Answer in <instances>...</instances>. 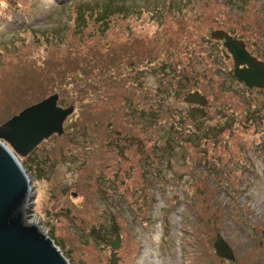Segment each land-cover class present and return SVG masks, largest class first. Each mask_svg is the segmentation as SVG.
Returning a JSON list of instances; mask_svg holds the SVG:
<instances>
[{
	"label": "rangeland",
	"instance_id": "rangeland-1",
	"mask_svg": "<svg viewBox=\"0 0 264 264\" xmlns=\"http://www.w3.org/2000/svg\"><path fill=\"white\" fill-rule=\"evenodd\" d=\"M100 1L0 0V123L54 92L73 105L61 134L18 157L26 220L69 264H264V87L238 81L210 37L227 31L264 61V0H115L103 32ZM194 90L205 106L183 101ZM104 140L100 176L85 141Z\"/></svg>",
	"mask_w": 264,
	"mask_h": 264
},
{
	"label": "water",
	"instance_id": "water-1",
	"mask_svg": "<svg viewBox=\"0 0 264 264\" xmlns=\"http://www.w3.org/2000/svg\"><path fill=\"white\" fill-rule=\"evenodd\" d=\"M221 40L233 60V75L248 88L264 87V61L246 50L242 40L227 31L217 29L210 33ZM54 92L28 105L0 123V264H69L48 232L40 225L26 220L31 206L33 187L18 157L26 156L43 139L63 132V122L73 111V105L58 104ZM183 101L205 106L206 97L194 90ZM264 241V231L262 232ZM120 235L109 241L116 249ZM213 247L218 257L233 261L234 254L221 233H217Z\"/></svg>",
	"mask_w": 264,
	"mask_h": 264
},
{
	"label": "trees",
	"instance_id": "trees-1",
	"mask_svg": "<svg viewBox=\"0 0 264 264\" xmlns=\"http://www.w3.org/2000/svg\"><path fill=\"white\" fill-rule=\"evenodd\" d=\"M115 0H101L100 2H95L94 4H95V9H96V11H95V13H96V17H97V20H99L100 22L98 23V25L99 24H101V26L102 27H99V26H97V28H98V30H99V32H103V31H105L106 29H107V26L109 25L108 23H110V20H111V18L112 17H114L115 16V14L116 13H119L120 12V10H122V9H124V8H122V4H117V3H115L114 2ZM102 7V10L100 9ZM85 9V7H83V8H81V10H84ZM112 13H114V14H112ZM84 14H82V16H83ZM85 17H86V15L84 16V17H81V16H79V18L80 19H82L81 20V24H84V21H85ZM107 24V25H106ZM183 77H185L184 75H182V77L181 78H179V80H183ZM183 81H185V80H183ZM177 83H178V79H176V81H174V88L176 89V91H179L178 90V88H176V86H177ZM180 85H182V81H181V84H179V86ZM168 86H170V84H168ZM164 90H165V88H164ZM115 95H116V97L118 98V96L119 97H121V95H120V92H116L115 93ZM124 99V98H123ZM125 101V100H124ZM130 101V100H129ZM129 110H134L133 108L131 109H129ZM254 111H255V113H254V116L253 117H251L250 115H252V114H250V112H249V114H248V116H247V120L248 121H253V120H255V116L258 114V113H260L259 111H256L255 109H253ZM142 116V115H141ZM11 117V116H10ZM9 117V118H10ZM8 119V118H7ZM6 119V120H7ZM4 122V121H3ZM2 123V122H1ZM44 140V139H43ZM86 142V144L88 143V148H86V151H87V153L84 155V156H86L87 155V159L85 160V164H87L88 163V165L90 164V166L89 167H91V165H92V167H93V160H90L92 157H93V159H94V157H98V159L101 161V164H100V166H98V172H97V175H100V176H102L103 175V172L105 171L104 169H107V165L108 164H106V162H105V159H102V154H104V152H105V149H106V147H105V145H106V142H105V140L104 141H101L99 144H97L96 146H93V145H91V143H90V141H85ZM93 153V154H92ZM147 155H150V154H147ZM22 157V156H21ZM115 166H116V170H115V172L117 173V172H120L119 171V168H120V166H118V163L117 164H114ZM110 227V226H109ZM111 231H113L114 232V235H116V234H118V230L115 228V226H111L110 228H109ZM49 237L53 240V242L55 243V245H58L57 244V242H56V240L55 239H53V237L51 236V235H49ZM61 250V249H60ZM62 251V250H61ZM62 254H64L63 253V251H62ZM64 256H65V254H64Z\"/></svg>",
	"mask_w": 264,
	"mask_h": 264
},
{
	"label": "bare ground",
	"instance_id": "bare-ground-1",
	"mask_svg": "<svg viewBox=\"0 0 264 264\" xmlns=\"http://www.w3.org/2000/svg\"><path fill=\"white\" fill-rule=\"evenodd\" d=\"M29 220H31L33 223H36L35 218H33V219H29Z\"/></svg>",
	"mask_w": 264,
	"mask_h": 264
},
{
	"label": "flooded vegetation",
	"instance_id": "flooded-vegetation-1",
	"mask_svg": "<svg viewBox=\"0 0 264 264\" xmlns=\"http://www.w3.org/2000/svg\"><path fill=\"white\" fill-rule=\"evenodd\" d=\"M254 88H256V87H254ZM193 105H195V104H193Z\"/></svg>",
	"mask_w": 264,
	"mask_h": 264
}]
</instances>
